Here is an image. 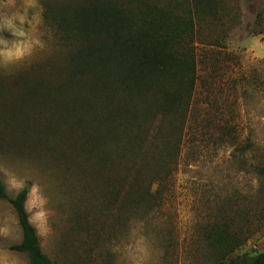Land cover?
<instances>
[{
    "label": "rangeland",
    "instance_id": "obj_1",
    "mask_svg": "<svg viewBox=\"0 0 264 264\" xmlns=\"http://www.w3.org/2000/svg\"><path fill=\"white\" fill-rule=\"evenodd\" d=\"M81 1L0 0V181L11 198L29 186L43 252L56 264H221L214 227L237 236L227 260L264 252V0H216V14L195 15L197 78L181 154L152 184L149 206L126 200L146 193L153 170L130 175L100 158L89 168L79 140L50 130L52 100L22 86L68 78L72 47L52 19ZM153 1L192 9L191 0ZM21 241L12 205L0 200V264H30L10 250Z\"/></svg>",
    "mask_w": 264,
    "mask_h": 264
},
{
    "label": "trees",
    "instance_id": "obj_2",
    "mask_svg": "<svg viewBox=\"0 0 264 264\" xmlns=\"http://www.w3.org/2000/svg\"><path fill=\"white\" fill-rule=\"evenodd\" d=\"M191 8L164 7L153 0H82L61 8L52 20L72 47L68 78L56 87L22 84L26 96L52 100L56 115L50 130L67 132L64 140H79L89 168L100 158L129 174L155 172L146 193L131 195L127 203L151 205L152 184L169 178V162L177 164L181 154L197 78L195 15L216 14V0H191ZM257 172L264 190V168ZM143 177L137 174L136 182ZM29 194L26 186L11 198L0 181V200L12 205L22 230L21 243L10 250L27 256L30 264H56L43 252L30 221ZM208 239L222 253L221 264H239L227 260L239 246L236 235L214 227ZM241 264H264V252L246 254Z\"/></svg>",
    "mask_w": 264,
    "mask_h": 264
}]
</instances>
